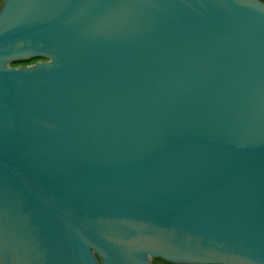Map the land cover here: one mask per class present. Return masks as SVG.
<instances>
[{
  "label": "water",
  "instance_id": "water-1",
  "mask_svg": "<svg viewBox=\"0 0 264 264\" xmlns=\"http://www.w3.org/2000/svg\"><path fill=\"white\" fill-rule=\"evenodd\" d=\"M0 264H264V0H1Z\"/></svg>",
  "mask_w": 264,
  "mask_h": 264
},
{
  "label": "flooded vegetation",
  "instance_id": "flooded-vegetation-1",
  "mask_svg": "<svg viewBox=\"0 0 264 264\" xmlns=\"http://www.w3.org/2000/svg\"><path fill=\"white\" fill-rule=\"evenodd\" d=\"M38 59H43V57L36 56V57H30V58H26V59H21L18 62H12V64H14V65L28 64V63L34 62V61H36Z\"/></svg>",
  "mask_w": 264,
  "mask_h": 264
},
{
  "label": "trees",
  "instance_id": "trees-1",
  "mask_svg": "<svg viewBox=\"0 0 264 264\" xmlns=\"http://www.w3.org/2000/svg\"><path fill=\"white\" fill-rule=\"evenodd\" d=\"M0 2H1V0H0ZM21 60V59H20ZM20 60H16V61H14V62H18V61H20ZM26 61V60H25Z\"/></svg>",
  "mask_w": 264,
  "mask_h": 264
}]
</instances>
